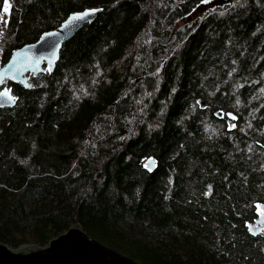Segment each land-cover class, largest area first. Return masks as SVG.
Returning <instances> with one entry per match:
<instances>
[{
    "label": "trees",
    "instance_id": "1",
    "mask_svg": "<svg viewBox=\"0 0 264 264\" xmlns=\"http://www.w3.org/2000/svg\"><path fill=\"white\" fill-rule=\"evenodd\" d=\"M9 4L2 65L72 12L101 11L32 88L5 82L0 242L81 224L145 264H264V231H249L264 205V0Z\"/></svg>",
    "mask_w": 264,
    "mask_h": 264
},
{
    "label": "water",
    "instance_id": "2",
    "mask_svg": "<svg viewBox=\"0 0 264 264\" xmlns=\"http://www.w3.org/2000/svg\"><path fill=\"white\" fill-rule=\"evenodd\" d=\"M99 7H87L72 12L59 27L47 31L35 42L25 44L17 48L10 58L0 68V93L9 91L10 96L15 97L12 90L5 86L6 81L22 83L27 88H32L29 74L38 75L50 68L53 72L60 59L63 45L70 40L80 29L89 22H76L65 28L73 14ZM89 17L93 21L98 13ZM47 33H58L50 36ZM54 54V55H53ZM14 102H8V98L0 96V108L13 107ZM155 161V160H153ZM149 162V161H148ZM155 167V163L149 166ZM264 207V205H262ZM264 215L259 214L251 224L252 235L261 234L264 230ZM0 264H145L107 244L90 236L81 224L72 225L66 232L51 239L46 245L37 243L25 244L19 248H13L9 244L0 242Z\"/></svg>",
    "mask_w": 264,
    "mask_h": 264
},
{
    "label": "snow or ice",
    "instance_id": "3",
    "mask_svg": "<svg viewBox=\"0 0 264 264\" xmlns=\"http://www.w3.org/2000/svg\"><path fill=\"white\" fill-rule=\"evenodd\" d=\"M10 4L9 0H3V5H2V11H0V22L4 23L5 27L7 26V21L4 20V13H10ZM101 11L100 9H89L80 13L73 14L68 22L64 25L65 28H68L70 25H74L76 22H90L89 17L93 16L96 12ZM3 34L2 29H0V35ZM46 35L50 36H55L58 35V33H47ZM54 55V54H53ZM50 70V68H49ZM3 81L0 80V83ZM0 96L8 98V102H14L15 97L10 96L9 91H4L3 93H0ZM231 115V114H229ZM232 119H235V117H232ZM231 127H235V125H231ZM155 161L150 160L148 163L145 164L146 168H151L149 167L150 165L154 164ZM210 191V188H209ZM258 210L260 211L261 215H264V207L262 206H257ZM261 223H264V221H261ZM249 229L251 230V225H249ZM264 231V230H262Z\"/></svg>",
    "mask_w": 264,
    "mask_h": 264
},
{
    "label": "rangeland",
    "instance_id": "4",
    "mask_svg": "<svg viewBox=\"0 0 264 264\" xmlns=\"http://www.w3.org/2000/svg\"><path fill=\"white\" fill-rule=\"evenodd\" d=\"M204 4H205V3H204ZM210 4H211L210 1H209V2H206V4L204 5V8L207 7V6L210 5ZM199 13H200V10H196L191 16L185 18V19L183 20V22L190 21L191 19H193V18H194L196 15H198ZM4 20H5V21L8 20V13H4ZM2 25L5 26L4 23H2ZM0 61H1V57H0ZM1 66H2V64H0V68H1ZM30 81H31V80H30ZM64 232H66V231H64ZM54 238H55V237H54ZM28 244H31V243H28Z\"/></svg>",
    "mask_w": 264,
    "mask_h": 264
}]
</instances>
